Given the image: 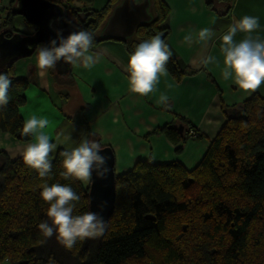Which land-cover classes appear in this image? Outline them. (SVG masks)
I'll list each match as a JSON object with an SVG mask.
<instances>
[{
	"label": "trees",
	"instance_id": "1",
	"mask_svg": "<svg viewBox=\"0 0 264 264\" xmlns=\"http://www.w3.org/2000/svg\"><path fill=\"white\" fill-rule=\"evenodd\" d=\"M10 0L0 32L29 35L15 29ZM89 5L93 0H67ZM109 0L100 10L68 9L69 23L87 29L99 43L98 32L114 6ZM152 20L139 26L122 42L132 53L136 45L157 32L167 16L162 0H150ZM17 61V60H15ZM10 62L0 72L11 78L9 101L0 107V131L27 142L18 109L25 103L27 83L13 75ZM167 72L180 80L183 71L175 58L166 63ZM57 85H70L67 76ZM61 94V93H60ZM234 118H227L200 163L186 170L179 163L162 165L139 161L115 179V204L104 234L78 240L71 249L38 229L48 219V203L40 197L42 184H69L80 196L73 214L88 210L87 191L75 178L61 175L62 150L51 160L47 177H39L23 158L10 160L0 152V263L10 264H264V95L254 93L240 104ZM181 127V126H179ZM173 126L157 133L164 135L181 152L185 138ZM193 138V137H192Z\"/></svg>",
	"mask_w": 264,
	"mask_h": 264
},
{
	"label": "crops",
	"instance_id": "2",
	"mask_svg": "<svg viewBox=\"0 0 264 264\" xmlns=\"http://www.w3.org/2000/svg\"><path fill=\"white\" fill-rule=\"evenodd\" d=\"M49 1L82 11L100 10L109 0L97 9L95 0L89 5L67 0ZM162 1L168 10L161 24L162 38L184 73L176 80L167 72L160 77L154 91L146 96L129 90L126 67L130 52L124 42L114 39L92 46L98 60L91 69L71 66L66 77L70 85H57L52 69L42 71L37 67L36 49L31 56L13 63L14 77L27 83L25 103L18 109V114L23 122L31 115L48 118L45 131L57 144L56 150L50 153V160L58 151L70 150L87 138L111 149L116 177L129 172L139 161L156 165L176 162L190 171L200 163L209 143L231 115L229 110L254 93L264 95V84L245 93L231 80L223 79L220 52L222 35L243 15L259 17L260 28L253 35L258 34L264 39V0ZM4 3L8 6L10 0ZM66 16L72 19L68 12ZM24 21L16 16L15 29L33 32ZM16 23L22 24L21 30L17 29ZM202 28L212 31L210 39L199 40L198 33ZM246 35L237 33L234 39ZM209 55L216 57V63L205 66L202 61ZM168 84L173 86L169 88ZM161 93L169 97L167 106L156 102ZM165 126L180 129L181 135L193 128L199 137L185 138L181 152L176 154V147L157 133ZM31 142L32 137L30 141L20 142L0 131V152L10 160L22 157L24 146Z\"/></svg>",
	"mask_w": 264,
	"mask_h": 264
},
{
	"label": "clouds",
	"instance_id": "3",
	"mask_svg": "<svg viewBox=\"0 0 264 264\" xmlns=\"http://www.w3.org/2000/svg\"><path fill=\"white\" fill-rule=\"evenodd\" d=\"M18 2V0H17ZM260 28L259 17L243 15L231 23L222 35L220 52L223 56L222 77L231 80L237 88L245 93L255 90L264 84V39L258 34L253 35ZM237 33L247 34L242 39H234ZM213 33L209 28H202L198 33L200 41H206ZM188 39V37H185ZM94 35L87 29L70 32L67 36L60 34L51 39L46 45L36 48L37 67L44 71L55 68L57 62L63 61L70 66L91 69L98 60L93 53ZM172 51L157 32L148 39L139 42L134 51L129 54L126 72L128 87L133 93L146 96L154 91L161 76L167 74L166 63L172 56ZM202 63L207 66L216 63V57L209 55ZM11 78L7 72H0V107L9 101V87ZM173 85L168 84L171 88ZM169 97L161 93L158 104L167 106ZM49 120L45 116L31 115L25 118L22 125V134L30 135L33 142L24 146L22 158L25 165L36 170L39 177H47L51 173L52 162L50 153L54 152L57 144L50 140L45 128ZM101 142L82 139L70 150H63L61 175L72 177L81 182L92 181L93 172L97 177H103L107 172L106 157L101 154ZM40 197L48 203L46 216L38 224L43 236L55 237L66 249H71L78 240L96 238L103 234L105 221L92 211L83 214H73L76 201L80 196L71 185L44 181Z\"/></svg>",
	"mask_w": 264,
	"mask_h": 264
},
{
	"label": "water",
	"instance_id": "4",
	"mask_svg": "<svg viewBox=\"0 0 264 264\" xmlns=\"http://www.w3.org/2000/svg\"><path fill=\"white\" fill-rule=\"evenodd\" d=\"M150 6V0H121L112 8L100 28L98 39L124 41L131 38L139 26L152 20ZM12 12L35 27V31L29 35L16 33L10 38L5 37L4 32H0V69L12 61L31 56L38 45H46L51 39L56 38L57 30L63 36L78 30L67 20L64 8L49 0L18 2L16 0ZM70 68L67 63L59 61L53 69L56 75L65 77L69 74ZM239 107L241 105L229 110L231 115L227 118H234ZM103 148L101 154L106 157V166L109 170L103 177H97L93 172L92 181L88 185L87 199L88 210L98 213L105 221L104 234L114 209L116 176L113 152L109 147Z\"/></svg>",
	"mask_w": 264,
	"mask_h": 264
},
{
	"label": "rangeland",
	"instance_id": "5",
	"mask_svg": "<svg viewBox=\"0 0 264 264\" xmlns=\"http://www.w3.org/2000/svg\"><path fill=\"white\" fill-rule=\"evenodd\" d=\"M106 1H107V0H95V2H94V6H95V8L97 9L98 7H100V5H104V3H106ZM3 18H4V16L1 17V19H0V24H1L2 20H3ZM16 26H17V27L19 26L18 28L16 27L17 29H19V30L22 29V24L19 25V23H16ZM20 27H21V28H20ZM71 104H73V103H71ZM80 182H81V181H80ZM89 182H90V181H89ZM89 182H81V184L83 185L84 188H87L88 185H89ZM0 264H10V263L4 261V262H1Z\"/></svg>",
	"mask_w": 264,
	"mask_h": 264
},
{
	"label": "built area",
	"instance_id": "6",
	"mask_svg": "<svg viewBox=\"0 0 264 264\" xmlns=\"http://www.w3.org/2000/svg\"><path fill=\"white\" fill-rule=\"evenodd\" d=\"M4 1L5 0H0V19H1V17L5 16V13H6L7 8H8V6H5ZM190 135L193 138L196 137V134L193 131H191Z\"/></svg>",
	"mask_w": 264,
	"mask_h": 264
}]
</instances>
